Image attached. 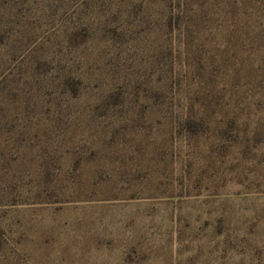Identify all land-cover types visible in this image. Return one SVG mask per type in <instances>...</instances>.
<instances>
[{"label": "rangeland", "instance_id": "374dc122", "mask_svg": "<svg viewBox=\"0 0 264 264\" xmlns=\"http://www.w3.org/2000/svg\"><path fill=\"white\" fill-rule=\"evenodd\" d=\"M0 264H264V0H0Z\"/></svg>", "mask_w": 264, "mask_h": 264}, {"label": "trees", "instance_id": "16d2710c", "mask_svg": "<svg viewBox=\"0 0 264 264\" xmlns=\"http://www.w3.org/2000/svg\"><path fill=\"white\" fill-rule=\"evenodd\" d=\"M188 16H189V21L193 20V15L192 14H189ZM183 126H184V124H183ZM203 126L204 125L201 122L193 121V120L188 119L187 120V126H184L183 128L186 127L187 129L190 128V129H193V130H198L199 128H202Z\"/></svg>", "mask_w": 264, "mask_h": 264}]
</instances>
